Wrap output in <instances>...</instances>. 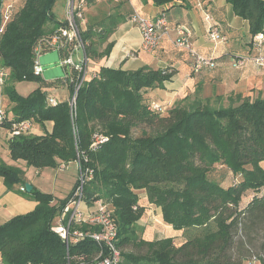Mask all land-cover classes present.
Masks as SVG:
<instances>
[{"label": "trees", "instance_id": "1", "mask_svg": "<svg viewBox=\"0 0 264 264\" xmlns=\"http://www.w3.org/2000/svg\"><path fill=\"white\" fill-rule=\"evenodd\" d=\"M56 1L25 0L15 11L0 0V29L12 6L0 32V71L6 75L0 86L10 107L1 109L0 128L11 135V159L37 170L79 161L91 171L85 196L90 203L103 200L109 205L118 226L121 264H264V98L237 94L228 106L214 107L195 97L164 115L153 110L154 102L148 103L144 94L164 88L174 71L101 67L89 72L74 107L69 100L53 105L49 89L65 85L71 97L81 80L74 69L55 81L35 73L36 48L64 24L53 15ZM152 1L165 7L176 0ZM226 2L235 16L249 23L255 52L254 38L264 34V0ZM51 22L56 28L48 32ZM115 28L112 22L82 30L89 59L110 54L112 42L102 52L99 47ZM49 51L54 50L43 49L42 54ZM28 82L36 88L23 96L16 84ZM46 122H53L51 132L34 135L25 129L15 134L24 123ZM139 128L141 135L134 137L133 130ZM96 135L107 141L91 148ZM0 178L9 190L27 184L22 169L2 160ZM141 190L148 203L160 209L164 224L192 236L179 246L170 237H138L136 224L146 211ZM28 195L38 203L35 209L0 225L2 264H68V255L90 259L97 253L93 240L70 245L68 251L52 231L67 198L55 203L54 196L35 187ZM131 245L146 252L125 251Z\"/></svg>", "mask_w": 264, "mask_h": 264}, {"label": "crops", "instance_id": "2", "mask_svg": "<svg viewBox=\"0 0 264 264\" xmlns=\"http://www.w3.org/2000/svg\"><path fill=\"white\" fill-rule=\"evenodd\" d=\"M110 1L111 8L102 11V9H99L102 0H91L85 13V19L82 22L83 31H86L92 25L91 23H116L114 32L99 47V52H102L107 44L112 42L113 48L110 54L102 58H90L87 66L90 73L99 71L101 67L122 68L127 71H135L142 67L170 69L175 72V75L164 84V88L150 89L144 94V98L148 103L154 102L164 105L167 111L174 108L176 104L184 102L187 97L195 95H198L199 98L201 96L203 98H200L201 100H209L213 96L217 100L218 97H229L237 94L249 97L252 100L258 97L264 98V69L256 68L249 61V58L257 52L256 49L255 52L252 49L249 23L235 16L226 0H176L165 7H156L152 0ZM134 11L148 18H156L164 13L172 28L182 24L189 26L193 33L192 41L196 50L206 57L213 58L216 61V67L214 69H204L197 74L193 73L192 61L187 51L175 47L172 43L175 36L173 32L171 38L162 41L154 52L144 51L142 49L141 32L129 20ZM205 12L210 13L213 23L219 27L221 33L227 36L228 41L226 43L214 44L210 41ZM59 22L61 21L59 20ZM55 28L54 23L48 24V32H52ZM19 84L23 83L16 84L17 90ZM47 92L61 102L67 101V98H69V95L61 98L59 90L55 88L49 89ZM1 109L7 111L10 107L3 93V87L0 86V111ZM9 117H11V114H9ZM52 129L53 122H46L44 126L33 124L28 131L34 135H43L46 131L51 132ZM10 136L8 131L0 128V160L20 169L25 168L27 164L24 161H14L13 163L10 157L8 147ZM74 164L76 165L75 162ZM69 165L57 169H47L58 173L68 168ZM34 170L38 175L44 171L35 168ZM25 179L32 187L38 186L37 183L29 181L26 172ZM57 179L55 182H57ZM75 181L76 179L73 181L72 186H74ZM22 187L26 188V185H17L8 190L3 183V178H0V225L17 215L34 210L37 206L38 203L29 195L20 196L14 191L18 189L20 192H24L21 191ZM58 200L60 199L55 198V203ZM144 200L146 201V206H144L146 212L154 210L153 206L147 201V195H145ZM155 211L159 213L158 209H155ZM160 214L162 218L161 211ZM163 226L164 230L161 234H168V237L171 238L178 237L172 234H179V231L166 224ZM147 234L148 232H145L144 238ZM146 240L152 241L151 239ZM0 264H2L1 259Z\"/></svg>", "mask_w": 264, "mask_h": 264}, {"label": "built area", "instance_id": "3", "mask_svg": "<svg viewBox=\"0 0 264 264\" xmlns=\"http://www.w3.org/2000/svg\"><path fill=\"white\" fill-rule=\"evenodd\" d=\"M91 0H65L66 2V19L64 24L49 38L39 44L35 50V73L43 75V67L41 64V56L43 49L57 50L62 55V66L67 71L77 70L81 74V80L75 88V92L70 97V105L76 104V94L78 89L89 76L88 62L89 58L86 54V42L82 36L81 24L85 19V13L89 7ZM12 6L4 13V22L2 29L12 15ZM129 20L136 25L142 35V49L148 53L154 52L162 43V41L171 38L174 33L172 43L175 47L187 51L192 61L193 73H200L204 69H212L216 67V62L211 57H206L199 53L192 41V30L186 25H178L174 29L169 26L165 15L156 18H148L137 11H134ZM205 21L208 26V35L210 41L214 44L226 43L227 36L222 35L219 27L213 23V18L209 12H205ZM255 49L257 54L249 58L250 62L255 63L258 67L264 68V34H259L254 38ZM81 53L79 62L75 60V55ZM237 64L238 61H236ZM5 73L0 71V85H2ZM50 103L57 104V99L50 98ZM152 108L156 112L165 113L167 110L164 105L153 103ZM2 121V112L0 111V122ZM30 124L24 123L21 128L15 131L19 134L21 130L29 129ZM91 148L107 141V138L96 135ZM78 166V179L72 192L67 197L65 204L61 207L56 222L52 226V231L58 234L66 243L69 251L70 245H75L84 240H93L99 250L90 259L86 256L70 257L68 255V264H121L122 252L118 246V226L113 217L109 205L103 200L88 202L85 196V189L88 182L92 179V172L83 168L79 161L75 162ZM21 191H26L25 187Z\"/></svg>", "mask_w": 264, "mask_h": 264}, {"label": "rangeland", "instance_id": "4", "mask_svg": "<svg viewBox=\"0 0 264 264\" xmlns=\"http://www.w3.org/2000/svg\"><path fill=\"white\" fill-rule=\"evenodd\" d=\"M25 0H4V6L7 5H13V7L15 8V11H18L20 9V7L23 5ZM91 2V1H90ZM65 8H66V2L65 0H57L54 7H53V15L56 17L57 21H64L66 19V13H65ZM111 8V1L110 0H102L101 6L99 9H102V11L108 10ZM88 16V14H87ZM94 25H98L99 23H91ZM81 53H78V55H75V60L77 62H79L80 60L79 57L81 56ZM41 64L42 67L44 69L43 71V77L46 81H55L57 79H64L66 76V70L64 69V67L62 66L61 60H62V55L59 51L54 50V51H49L46 52L44 54H42L41 56ZM251 64L253 66H255L256 68L259 69H264L262 67H258L255 63L251 62ZM214 69V68H212ZM89 71V69H88ZM36 88V84L33 82H28V83H23V84H19L18 85V92L20 94H22L23 96H28L32 91H34ZM59 94L60 97L63 98L66 95H69L70 98V94H69V88L65 85H62L61 87H59ZM198 95H195L193 97H190V100H187L184 102H180L178 104H176L175 107H185L187 105H189L188 103L191 100H195V97H197ZM230 97H222V101H217L215 96L211 97L209 99V103L210 105L214 106V107H219L220 105H224V106H228L230 104ZM69 98H67L69 100ZM199 98V96H198ZM201 99H203L200 96ZM199 98V99H200ZM208 100H204V102H206ZM193 102V101H191ZM170 111V110H168ZM168 111L166 110L164 115L168 114ZM142 130L139 129H134L133 130V136L134 137H138L141 135ZM13 161V160H12ZM14 163V161H13ZM25 172H26V176H28L29 181L35 182L38 184L37 189L43 193L46 194H50L52 196H54V198L60 199L62 200L64 197L67 198L69 196V194L72 192V189L74 188V186L76 185L77 179H78V166L75 165L74 163L70 164L68 168H65L63 171H59L58 173L55 171H52L50 169L44 170L41 172V174H37V172L34 170V168H28V166H26L25 168H22ZM58 178V179H57ZM231 178V177H230ZM57 179V182H55V180ZM76 179L74 186H72L73 181ZM232 181V179H231ZM3 183L6 187V189H8V187L6 186L4 180ZM34 183V184H35ZM225 184H229V179L227 182H225ZM17 186V185H15ZM35 187V188H36ZM9 190V189H8ZM18 193V195L23 196V195H28L29 192H20V190L16 189L14 190ZM70 192V193H69ZM139 196H140V203L143 206H146V201L145 199V191L141 190L138 191ZM68 194V195H67ZM67 195V196H66ZM64 198V199H65ZM148 206V204H147ZM154 210L152 211H145L142 219L136 224V233L138 235V237H144L145 232H148L147 236L145 237V239H151L152 241L154 240H159V238H169L168 234H161V232H163L164 230V222H163V217L161 218V214H160V209L153 207ZM155 209H158L159 213H157L155 211ZM58 218V216H57ZM56 218V220H57ZM158 219V221H156ZM55 220V222H56ZM156 221V222H154ZM54 222V223H55ZM162 230V231H161ZM160 234H159V233ZM172 235H176L178 236L177 238L174 237V241L175 243L179 246L181 243L185 242L189 237L192 236V234L190 235L188 232H182L179 231V234H172ZM170 236V235H169ZM171 238V237H170ZM125 251H133V252H140V253H145L146 249L142 248V249H137L136 247H134L133 245L128 246L126 248ZM256 264V262H254ZM245 264H249V263H245ZM252 264V263H250Z\"/></svg>", "mask_w": 264, "mask_h": 264}, {"label": "water", "instance_id": "5", "mask_svg": "<svg viewBox=\"0 0 264 264\" xmlns=\"http://www.w3.org/2000/svg\"><path fill=\"white\" fill-rule=\"evenodd\" d=\"M32 188L33 187H32L31 184H29V183L26 184V190H27V192H31Z\"/></svg>", "mask_w": 264, "mask_h": 264}]
</instances>
